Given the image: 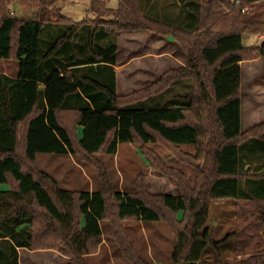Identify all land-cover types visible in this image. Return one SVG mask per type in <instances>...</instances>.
<instances>
[{
    "label": "trees",
    "instance_id": "obj_1",
    "mask_svg": "<svg viewBox=\"0 0 264 264\" xmlns=\"http://www.w3.org/2000/svg\"><path fill=\"white\" fill-rule=\"evenodd\" d=\"M55 2L0 0V59L18 64L14 77L0 72V264H20L21 247L55 249L75 264H88L84 257L104 241L101 221L109 222L131 264H154L128 240L124 222L133 220L165 222L174 236L172 264H198L209 245L221 243L207 226L212 202L264 201V122L242 131L241 69L242 61L264 57V40L257 47L242 43L246 31L264 25L257 19L264 0H198L190 31L147 17L141 0H118L116 9L92 0L94 12L113 18L89 22L50 19ZM16 3L33 12L19 14ZM85 29L87 41L84 31L75 47ZM140 30L171 36L189 63L120 95L117 37ZM182 85L187 92L160 98ZM122 143H136L149 162L177 180L180 194H152L142 178L136 193L114 189L95 156L114 155ZM149 144L163 145L193 167L194 183ZM187 145L194 153L183 149ZM38 153L90 162L100 187H60L37 168ZM238 264H264V255Z\"/></svg>",
    "mask_w": 264,
    "mask_h": 264
},
{
    "label": "rangeland",
    "instance_id": "obj_2",
    "mask_svg": "<svg viewBox=\"0 0 264 264\" xmlns=\"http://www.w3.org/2000/svg\"><path fill=\"white\" fill-rule=\"evenodd\" d=\"M103 1L106 3L107 8H115L118 3V0ZM141 1L149 17H159L162 19L161 22L182 25L181 22L170 20L172 13L171 1L173 0ZM91 3L92 0H56L50 8L48 16L52 20H56L61 15L70 20L88 22L94 19L108 20L113 18L112 15H101L94 12L91 9ZM13 7L19 14L29 15L33 12L24 4L16 3ZM257 10V19L264 22V5H261ZM191 14L192 16L196 14L194 7H192ZM84 31L87 41L88 33L85 29L80 32V38L78 37L73 41L75 47L81 43ZM263 37L264 25L257 30L246 31L242 37V43L245 46L257 47L264 40ZM243 64H255L250 67L246 66L244 69L245 84L242 94L246 107L244 113L247 118L249 109H252L254 105H258L264 112V104H257L256 98L252 94L251 87L253 89V84L251 85L252 76L250 74L252 71L256 72L255 82L264 85V57L244 60ZM164 67L166 68L162 69L166 70L169 67H174V64ZM0 68L5 69L9 74H15V72L17 73L18 64L16 60L0 59ZM124 70L121 71L119 85L123 86L127 92L119 89L118 94L120 95H126L144 88L158 79L156 76L157 78L154 81L151 80L152 76L148 75L146 70H143V82L135 83L132 78L128 79L129 77ZM159 70L161 71V69ZM146 78H149V80H146ZM144 81L148 82L144 83ZM185 86L182 85L180 88L168 90L160 98L163 100L169 98L172 93L187 92L189 88ZM260 102L262 103V101ZM254 121L258 124L259 122L262 123L264 122V116H259ZM247 122L249 121L246 119L244 121V131L247 127H249L248 129L252 127V124L249 126ZM148 147L154 150L167 166L181 170L186 174L189 182L194 183L196 171L193 167L176 159L161 144H149ZM183 149L190 153L195 151L192 145L183 146ZM95 157L100 161L109 176L112 187L116 190L136 193L138 191V180L142 178L146 190L152 194H180L177 180L173 176L162 172L154 163L149 162L146 156L140 152L136 143H122L116 154L100 153ZM36 166L39 170L52 176L64 189L94 191L100 187V178L95 167L77 155L38 153ZM207 226L213 239L221 241V243L217 246L209 245L198 264H238L240 260L246 259L251 254L264 255V201L262 203H238L233 199L216 200L211 204ZM101 228L104 237L103 243H105L99 254L96 252L84 257L88 264H131L117 245L109 222L101 221ZM124 228L136 253L148 263L172 264L174 236L165 222L125 221ZM20 249L21 251L18 248V252L22 253V260L25 264H75L70 257L55 249L30 250L22 247Z\"/></svg>",
    "mask_w": 264,
    "mask_h": 264
},
{
    "label": "crops",
    "instance_id": "obj_3",
    "mask_svg": "<svg viewBox=\"0 0 264 264\" xmlns=\"http://www.w3.org/2000/svg\"><path fill=\"white\" fill-rule=\"evenodd\" d=\"M197 1L198 0L171 1L172 13L170 20L181 22L182 25H178V24L176 25L172 22L169 23L165 22V23L183 31H190L189 28L192 27L193 24L195 25V22L197 21L196 17L192 16L191 14L192 7L195 6V3ZM111 8L115 9L114 7ZM145 15L149 17V15H147L146 13V10H145ZM152 19L158 21L162 20L159 17H154V16ZM244 35L245 33L243 34V36ZM116 42H117V51H116V63L114 68L116 71V89L118 93H119V89H122L124 90V92H127V90H125L123 86L121 87L119 85L120 74L121 71H123V69H125L124 71L127 73L129 77L128 79L132 78V81H135V83L136 82L141 83L143 82L142 81L143 70H146L148 72V75L152 76L151 80L154 81L157 77L161 76L166 70L179 66H186L189 63L188 55L182 51L178 43L175 42V40H173L171 36L165 38L149 30L122 31L118 34ZM243 63L244 61L241 62L242 91L245 84L244 69L246 66L250 67L255 65V64H243ZM169 64H174V67H169L166 70L162 69V68H166L164 66H169ZM159 69H161V71ZM0 72L13 77L16 76L17 74L16 72L15 74H9V72L3 68H0ZM250 74L252 76L251 85L253 84V89L251 87V91L256 98L255 101L257 104H264V85H260L259 83L255 82L256 72L252 71ZM146 80H149V78H146ZM146 82L148 81H144V83ZM260 101H262V103ZM245 109L246 107L244 105V97L242 94V131H244L243 130L245 128L244 121H246V119L249 121L247 122L249 126L252 124L253 127L254 125L258 124V123H254L255 122L254 120L259 116H264V112L262 111L263 109H260L258 105L257 106L254 105L252 109H249L247 118L245 117V113H244ZM248 128L249 127H247V129ZM104 243L101 245L97 254L101 252ZM19 251H21L20 248ZM21 254L22 253L19 252V262L20 264H25V262L23 263ZM154 264H160V263H154Z\"/></svg>",
    "mask_w": 264,
    "mask_h": 264
}]
</instances>
